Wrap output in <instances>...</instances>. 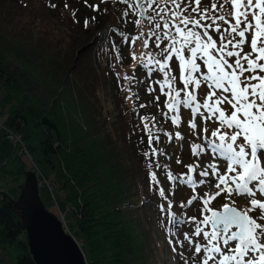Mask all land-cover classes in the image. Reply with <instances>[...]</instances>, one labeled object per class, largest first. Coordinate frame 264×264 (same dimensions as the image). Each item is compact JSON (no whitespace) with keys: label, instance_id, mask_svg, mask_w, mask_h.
Listing matches in <instances>:
<instances>
[{"label":"snow or ice","instance_id":"1","mask_svg":"<svg viewBox=\"0 0 264 264\" xmlns=\"http://www.w3.org/2000/svg\"><path fill=\"white\" fill-rule=\"evenodd\" d=\"M109 2L124 5L111 26L118 39L109 37V67L122 65L128 51L131 75L117 72V84L139 118L138 142L147 137L140 151L175 264H264V0H100ZM47 6L57 8L52 0ZM95 22L85 17L83 26ZM136 85L151 97L146 103ZM149 107L159 120L137 111ZM161 137L187 145L190 162L176 158L185 171L159 162L172 158ZM180 186L191 190L186 202L176 200ZM218 198L225 202L217 208ZM194 203L199 216L188 215Z\"/></svg>","mask_w":264,"mask_h":264},{"label":"trees","instance_id":"2","mask_svg":"<svg viewBox=\"0 0 264 264\" xmlns=\"http://www.w3.org/2000/svg\"><path fill=\"white\" fill-rule=\"evenodd\" d=\"M52 3L56 9L48 0H0L3 125L22 141L53 193L63 192L64 208L77 211L70 228L88 264H149L150 259L157 264V223L139 204L148 186L140 151L147 148V137L140 144L142 133L132 131L139 118L109 67L113 54L108 51L100 63L95 52L98 32L119 23L123 6L88 0L99 4L97 13L84 0H67V9L65 0ZM73 9H79V23ZM93 16L96 22L86 29L84 18ZM131 64L127 58L122 68L131 71ZM133 88L139 103H146L141 85ZM137 111L160 119L155 108ZM171 145L161 137L159 147L167 154ZM0 264H34L20 213L1 194Z\"/></svg>","mask_w":264,"mask_h":264},{"label":"water","instance_id":"3","mask_svg":"<svg viewBox=\"0 0 264 264\" xmlns=\"http://www.w3.org/2000/svg\"><path fill=\"white\" fill-rule=\"evenodd\" d=\"M23 175L17 199L7 193H3L2 198L20 213L34 264H87L76 240L66 234L61 222L42 202L39 194L41 181L33 171L26 170Z\"/></svg>","mask_w":264,"mask_h":264},{"label":"rangeland","instance_id":"4","mask_svg":"<svg viewBox=\"0 0 264 264\" xmlns=\"http://www.w3.org/2000/svg\"><path fill=\"white\" fill-rule=\"evenodd\" d=\"M127 27L129 28L130 31H132L131 25L127 24ZM106 49H103L102 53H104ZM136 51H137V54H139L140 48L137 47ZM123 55L125 57H128L127 55L124 54V52H123ZM124 63L125 61L123 62V64ZM122 66L123 65L119 63L116 64L117 72H119L121 75H124V74L131 75V71L125 70L126 68L124 69L122 68ZM136 74L139 78L143 79V77L140 76L139 69H137ZM114 75L116 77V74ZM121 83H125V82H121ZM146 83L147 81H145V84ZM4 121H5V117L3 116L0 117V192L8 193L9 196H11L12 198H17L20 194V188H18V185L22 181V177L24 178L23 172L26 171L27 168L30 167L29 165L31 166H34V165H33V162L30 160L32 158H29L27 155L20 154L19 153L20 148H21L20 145L16 143L14 140L10 139L1 129ZM179 143H180L179 141H174V146L171 150L172 152L170 153V155L172 154V158L175 162H176L177 157L182 159L184 163L190 162L189 161L190 153L187 148V145H185V147L181 149L179 147ZM166 162H167L166 165H170V163H172L170 160H167V159L164 161V164ZM178 167H179V171H185L182 165H178ZM21 168H24L25 170L21 172L20 171ZM163 185L166 187V189L169 187L167 180L163 182ZM54 193H55V197L57 201L59 202L60 208L65 209L64 208L65 205L63 201V196H64L63 192L56 188L54 190ZM191 194L192 193L189 188L185 186H180L176 191V200L186 202ZM151 197H152V200H147L144 203V205L149 208L150 213H151L150 207L152 206L156 207V203L158 200V197L156 196V194H154V196L152 194ZM40 198L43 200L44 204L47 206V208H49L51 212L55 211L53 204L52 205L50 204L52 197L49 193V190H47L45 186L40 187ZM224 202L225 201L218 198L217 201L213 203V206L218 208ZM238 203L241 206H243V201L238 200ZM198 208H199V205L194 203L193 206L190 209H188V215L189 216L191 215L199 216ZM68 217L71 218L72 224L76 221V216L73 215L71 211L68 213ZM163 234L164 235L161 239L164 242V248L160 249V254H159V250L155 252L154 256L157 260V263L159 262V264H175V260L173 259V253L171 252V249L168 247L165 241L164 231H163ZM156 235H158V233H156ZM160 255H162V261H160V258H159ZM149 264H154L153 259H150Z\"/></svg>","mask_w":264,"mask_h":264}]
</instances>
